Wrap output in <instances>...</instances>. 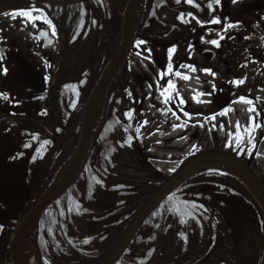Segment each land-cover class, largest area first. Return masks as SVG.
Returning a JSON list of instances; mask_svg holds the SVG:
<instances>
[{
	"label": "trees",
	"instance_id": "16d2710c",
	"mask_svg": "<svg viewBox=\"0 0 264 264\" xmlns=\"http://www.w3.org/2000/svg\"><path fill=\"white\" fill-rule=\"evenodd\" d=\"M239 1L145 0L131 55L154 63L161 90L184 68H194L209 80L215 103L194 109L198 115L220 116L241 99L255 100L253 87L235 84L247 66L254 67L255 76L264 74V0L241 8ZM128 2L83 0L50 6L36 0H0V19L37 13L49 22L56 39L44 95L26 97L13 89L5 94L7 116L21 119L0 125V264H11L19 218L44 197L78 145L87 100L121 45ZM11 33L0 37V45L14 40ZM206 41L218 42L224 70L192 60L191 51ZM17 80L11 78L12 88ZM133 80L129 59L108 92L82 175L40 218L44 264H100L168 178L152 158L149 113L139 97L130 96L135 94ZM257 109L255 130L261 129L263 139L264 107ZM254 139L255 133H244L237 144H229V152L248 167L259 151ZM117 264H264V209L236 177L201 172L160 202Z\"/></svg>",
	"mask_w": 264,
	"mask_h": 264
},
{
	"label": "rangeland",
	"instance_id": "374dc122",
	"mask_svg": "<svg viewBox=\"0 0 264 264\" xmlns=\"http://www.w3.org/2000/svg\"><path fill=\"white\" fill-rule=\"evenodd\" d=\"M251 1L254 0H241L237 7L241 8L243 4ZM35 20L37 24L41 21V19ZM3 21L12 30L14 41L24 38L23 43L27 39L28 46H32L34 50L38 48L36 41L32 39L34 36L27 34L28 29L32 28H21L24 21H30L29 18L16 16L13 19L11 16L4 18ZM22 29L26 32L21 33ZM208 49L216 52V58L213 61L211 54L204 52ZM191 57L200 64L211 62L225 69L218 57L217 46L212 42H201L191 51ZM32 62L35 63V61ZM130 64L132 73L138 74L140 79H145L143 86L138 88L132 81L131 91L135 89V94L130 96L139 97L149 113L148 143L152 146V158L161 171L169 176L187 156L197 151H229V144H237L244 133H255L254 141L259 143V151L251 168L264 182V136L262 139V131L259 127L255 130L256 117L259 115L257 105L264 107V74L255 76L252 74L254 67L247 66L244 72L238 74L237 82L243 81L240 84L247 89L253 87L255 100L244 103L243 101L246 100L241 99L233 103L222 115L205 117L193 112L194 109L208 108L215 103V89L205 77L184 68L174 77V88H169L168 85L161 90L158 72L155 71L156 67L152 61L142 55L133 54L130 56ZM184 76L188 79L181 78ZM254 82L256 83L253 85ZM0 116H7V111L2 110L1 107Z\"/></svg>",
	"mask_w": 264,
	"mask_h": 264
},
{
	"label": "water",
	"instance_id": "95a60500",
	"mask_svg": "<svg viewBox=\"0 0 264 264\" xmlns=\"http://www.w3.org/2000/svg\"><path fill=\"white\" fill-rule=\"evenodd\" d=\"M36 1H39L42 4H46L50 6H66V5L78 3L83 0H72V1L36 0ZM140 1L141 0H129L125 9L123 23H122V42L116 55L112 59L113 61L116 58V62L113 68L109 72H107L108 69L106 70L102 80L100 81V83L97 85V87L94 89V91L87 100L84 110L80 139L72 157L68 161V162L72 161L73 174L71 178L54 194L43 200L45 197L44 196L39 202H37L32 207L24 211V213L21 215V217L19 218L16 224L12 238L11 251H12L13 264H20V260L18 257V242H19V237L23 223L26 220H34L37 218L40 219L41 216L44 214V212L51 206V204L56 200H58L62 195H64L65 192L77 182V180L80 178V176L84 171L88 158V150L92 142L95 130L99 125L98 124L95 127V129L91 132L89 129L90 116L92 114L93 108L99 102L104 100L105 103L106 96L113 82L115 81L119 73L123 70L126 63L128 62V59L132 51V41L134 38V35L133 37H131V32H130L131 18L135 7L138 5ZM47 34L48 33L46 31H41L39 35L40 39L42 40ZM49 46H51L50 40L45 39V47L47 48ZM206 52L211 53L212 61L216 58L215 51L208 49ZM19 119H21V117H17V116L5 117L0 119V125L4 122L15 121ZM206 155H222L228 158L230 161H232L238 167V169L241 171L244 177L248 180V182L252 185L255 193L247 185L246 182L242 180L241 181L251 190V192L255 195V197L258 199V201L260 202L261 206L264 209V182L250 167H248L244 162H242L238 157H236L234 154L230 153L229 151L207 150L205 152H201L200 154L192 157L191 159L186 161L182 166H180L177 169V171H175L172 175H170L168 179L156 191H154V193L150 197H148V199L143 203V205L134 215L133 219L131 220L130 224L128 225L127 229L125 230V232L123 233V235L121 236L120 240L117 242L113 250L106 257V259H104V261H102V263L100 264H117L119 262V260L127 251V249L131 246V243L135 238L136 234L139 232L145 221L158 207L160 202L172 191H174L178 186H180L183 182L186 181V180L182 181V179L185 176H187L192 170H194L199 160ZM158 200L159 202L154 206V204Z\"/></svg>",
	"mask_w": 264,
	"mask_h": 264
},
{
	"label": "flooded vegetation",
	"instance_id": "af4514ba",
	"mask_svg": "<svg viewBox=\"0 0 264 264\" xmlns=\"http://www.w3.org/2000/svg\"><path fill=\"white\" fill-rule=\"evenodd\" d=\"M34 15L38 14L33 13L32 16ZM3 19H0V37H4L10 31L9 25H6ZM21 26V28L28 29V27H31L33 29H28L27 34L31 37L34 36L32 39L36 41L38 48L34 50L32 46H28L29 42L27 39L23 43L24 38L23 40L18 39L15 41L8 39L3 45H0V95L1 93L4 94V98H0V107L6 111L9 109V99L5 97V94H8L12 89L13 92L26 97L44 95L46 89L44 79L49 76L48 60L56 50V39L49 23L40 21L37 24L36 20H30L24 21ZM41 31L48 33L42 40L39 37ZM25 32L23 29L21 30V33ZM45 39L50 40L51 46L45 47ZM32 61H35V63ZM133 75L135 77L133 81L137 84V88L140 84L143 85L138 74ZM12 77L18 78L16 83L13 84V88ZM3 117L5 116H0V119ZM191 157H193V154L183 160L187 161ZM182 161L177 169L185 162ZM11 264H13L12 251Z\"/></svg>",
	"mask_w": 264,
	"mask_h": 264
},
{
	"label": "bare ground",
	"instance_id": "6f19581e",
	"mask_svg": "<svg viewBox=\"0 0 264 264\" xmlns=\"http://www.w3.org/2000/svg\"><path fill=\"white\" fill-rule=\"evenodd\" d=\"M51 1H72V0H51ZM145 9V0H141L138 5L135 7L134 12L131 18L130 32L131 37H133L139 22L141 21L144 15ZM116 62V58L110 64L108 71L109 72ZM105 110L104 100L99 102L92 110L90 116L89 129L92 132L95 127L101 121ZM206 170H216L225 174H230L236 178L244 181L255 193L252 185L244 177L238 167L230 161L228 158L222 155H206L201 158L194 170H192L187 176H185L182 181L187 180L188 178L204 172ZM72 161L68 162L56 176L53 186L49 189L44 199L48 198L59 190L72 176ZM181 181V182H182ZM161 199V198H160ZM159 199V200H160ZM159 200L154 204V206L159 202ZM39 222L40 219L26 220L23 223L19 242H18V257L20 264H44L41 260V254L39 251ZM1 234V228H0Z\"/></svg>",
	"mask_w": 264,
	"mask_h": 264
},
{
	"label": "snow or ice",
	"instance_id": "6c2138e0",
	"mask_svg": "<svg viewBox=\"0 0 264 264\" xmlns=\"http://www.w3.org/2000/svg\"><path fill=\"white\" fill-rule=\"evenodd\" d=\"M177 2H179V0H177ZM219 2V0H217V3ZM209 7H211V5L209 6ZM16 16H23V17H26V18H29V19H31V16H32V14H31V12H22V13H15V14H12V17H13V19H15L16 18ZM35 19H40V17H36ZM220 21H218V20H213L212 21V23H219ZM45 23H49L47 20H45ZM229 27H231V25H229ZM53 34H55L54 33V31H53ZM221 39H223V37H221ZM139 44H142L143 42H138ZM212 43L213 44H215L216 46H219L218 45V42H216V41H212ZM172 51H174V49L172 50ZM192 71H195V69L193 68V69H191ZM169 71H171V68H169ZM209 74H211V73H209ZM177 75H179L178 73H177ZM182 79H188V77H186V76H184V77H181ZM237 84H239V83H243V81H238V82H236ZM169 88H174V85L173 84H171V83H169ZM162 95H163V93H162ZM167 99V98H166ZM244 103H251L250 101H243ZM249 111H252V109H249ZM129 115V117L131 116V113H129L128 114ZM173 115H175V113H173ZM177 119H179V117H177ZM237 128H238V130H239V125H237ZM245 131H247V129H245Z\"/></svg>",
	"mask_w": 264,
	"mask_h": 264
}]
</instances>
